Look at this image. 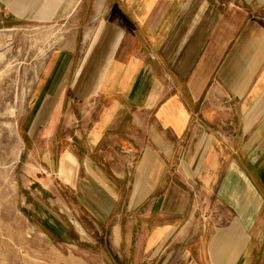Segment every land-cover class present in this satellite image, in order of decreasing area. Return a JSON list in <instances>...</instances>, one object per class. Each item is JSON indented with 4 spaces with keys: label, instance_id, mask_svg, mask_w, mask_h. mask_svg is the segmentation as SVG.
Returning <instances> with one entry per match:
<instances>
[{
    "label": "crops",
    "instance_id": "crops-1",
    "mask_svg": "<svg viewBox=\"0 0 264 264\" xmlns=\"http://www.w3.org/2000/svg\"><path fill=\"white\" fill-rule=\"evenodd\" d=\"M88 2L25 12L75 15L29 99L49 203L121 264H252L264 256V0Z\"/></svg>",
    "mask_w": 264,
    "mask_h": 264
},
{
    "label": "rangeland",
    "instance_id": "rangeland-1",
    "mask_svg": "<svg viewBox=\"0 0 264 264\" xmlns=\"http://www.w3.org/2000/svg\"><path fill=\"white\" fill-rule=\"evenodd\" d=\"M32 4L0 0V264H121L107 242H91L80 224L84 234L77 233L71 211L49 203L54 197L37 180L41 166L26 139L29 99L49 54L76 30L75 15L51 22L26 15ZM248 261L264 264V256Z\"/></svg>",
    "mask_w": 264,
    "mask_h": 264
},
{
    "label": "bare ground",
    "instance_id": "bare-ground-1",
    "mask_svg": "<svg viewBox=\"0 0 264 264\" xmlns=\"http://www.w3.org/2000/svg\"><path fill=\"white\" fill-rule=\"evenodd\" d=\"M77 227L80 228L79 223H76Z\"/></svg>",
    "mask_w": 264,
    "mask_h": 264
}]
</instances>
